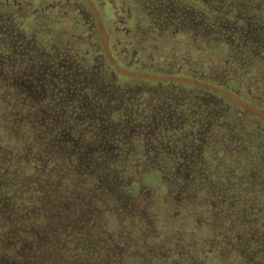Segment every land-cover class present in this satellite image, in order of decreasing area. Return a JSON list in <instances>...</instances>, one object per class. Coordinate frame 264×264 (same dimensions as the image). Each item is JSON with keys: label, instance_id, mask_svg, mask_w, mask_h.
I'll use <instances>...</instances> for the list:
<instances>
[{"label": "trees", "instance_id": "trees-1", "mask_svg": "<svg viewBox=\"0 0 264 264\" xmlns=\"http://www.w3.org/2000/svg\"><path fill=\"white\" fill-rule=\"evenodd\" d=\"M0 264H264V0H0Z\"/></svg>", "mask_w": 264, "mask_h": 264}, {"label": "rangeland", "instance_id": "rangeland-1", "mask_svg": "<svg viewBox=\"0 0 264 264\" xmlns=\"http://www.w3.org/2000/svg\"><path fill=\"white\" fill-rule=\"evenodd\" d=\"M100 23L102 24L103 22H100ZM102 41H103V43H104L105 45H107L108 38H107L106 34H103V36H102Z\"/></svg>", "mask_w": 264, "mask_h": 264}]
</instances>
